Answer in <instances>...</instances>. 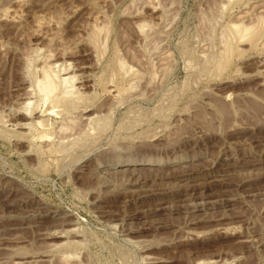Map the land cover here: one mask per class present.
Returning <instances> with one entry per match:
<instances>
[{"label": "rangeland", "instance_id": "obj_1", "mask_svg": "<svg viewBox=\"0 0 264 264\" xmlns=\"http://www.w3.org/2000/svg\"><path fill=\"white\" fill-rule=\"evenodd\" d=\"M262 19L264 0H0V264H264ZM53 62L83 98L35 91Z\"/></svg>", "mask_w": 264, "mask_h": 264}, {"label": "bare ground", "instance_id": "obj_2", "mask_svg": "<svg viewBox=\"0 0 264 264\" xmlns=\"http://www.w3.org/2000/svg\"><path fill=\"white\" fill-rule=\"evenodd\" d=\"M227 1H231V0H227ZM261 11V10H260ZM6 15V14H5ZM243 15V14H242ZM264 20V19H262ZM241 24V23H240ZM231 25V30L229 31H232L234 32V34L236 35L235 37H238V39L241 40H246L247 38H249V41L251 42V44H253L254 42H256L258 40V38L262 35V32L261 30L258 32V33H255L252 37L251 35L249 34L251 31H252V27L253 26H244V25ZM228 28V29H230ZM227 29V30H228ZM98 31L94 32L90 41L93 43V44H97V39H98ZM226 32V31H225ZM231 32V33H232ZM230 33V34H231ZM228 35V34H227ZM234 36V35H232ZM231 38V37H230ZM229 38V39H230ZM234 38V37H233ZM232 38V39H233ZM261 39V38H260ZM227 40V38L225 39ZM231 40V39H230ZM234 40V39H233ZM244 40V41H245ZM229 41V40H228ZM228 41H227V44H228ZM231 42V41H230ZM234 43V42H233ZM231 45V44H230ZM103 46V45H102ZM228 46V45H227ZM97 47V46H95ZM104 47V46H103ZM229 47V46H228ZM231 48V47H230ZM230 48L227 49L229 52H230ZM225 50V49H224ZM227 51V53H228ZM234 52V51H233ZM51 56V55H50ZM228 56V54L226 55V57ZM228 59V57H227ZM220 63V62H218ZM227 63V62H226ZM123 64V63H122ZM47 65V64H46ZM49 65V64H48ZM44 66V64L42 66L43 69H42V74L43 76L41 77V79H37L36 81V87H37V90H35L36 92L38 91V93L42 96V99L44 97V100L45 99H48L50 96H52L53 94L55 95V92H57L58 89H62L64 88L62 91H64V94L65 96H63L62 98V101L66 104V105H71L73 104L76 100H79L81 98H83L84 94H82V92H80L76 87H74V84L73 82H75L73 79H74V76L73 75H70L69 73H64V74H58L55 72L54 70V67H55V64L54 62L53 63H50L49 66ZM221 64H219L220 66ZM58 66V65H57ZM124 67V66H123ZM126 67V66H125ZM41 70V69H40ZM129 70V68H128ZM126 73V72H125ZM77 76V75H76ZM111 81V80H110ZM29 93V92H28ZM63 93V92H62ZM38 94V95H39ZM27 96L29 94H26ZM31 95V94H30ZM29 95V96H30ZM26 97V96H25ZM24 97V98H25ZM89 98V97H88ZM27 99V98H26ZM34 101V99H33ZM33 101L30 100V98H28L27 101H25L22 105H24V108L25 109H30V107L33 105ZM35 103V102H34ZM23 108V107H22ZM32 108V107H31ZM84 110V109H83ZM25 111V110H24ZM34 111V110H33ZM29 113V112H28ZM27 114V113H26ZM82 114V113H81ZM26 116V115H25ZM74 121V120H73ZM79 121V120H78ZM25 124V123H24ZM27 124V123H26ZM25 124V125H26ZM24 125V126H25ZM28 125V124H27Z\"/></svg>", "mask_w": 264, "mask_h": 264}]
</instances>
